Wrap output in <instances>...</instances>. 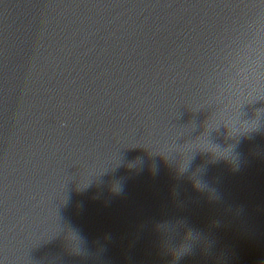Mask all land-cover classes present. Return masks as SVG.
<instances>
[{"label": "water", "instance_id": "95a60500", "mask_svg": "<svg viewBox=\"0 0 264 264\" xmlns=\"http://www.w3.org/2000/svg\"><path fill=\"white\" fill-rule=\"evenodd\" d=\"M0 264H264V0H0Z\"/></svg>", "mask_w": 264, "mask_h": 264}]
</instances>
